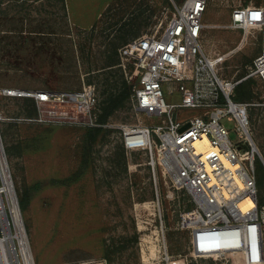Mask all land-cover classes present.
<instances>
[{
    "label": "rangeland",
    "instance_id": "1",
    "mask_svg": "<svg viewBox=\"0 0 264 264\" xmlns=\"http://www.w3.org/2000/svg\"><path fill=\"white\" fill-rule=\"evenodd\" d=\"M182 1L0 0V137L36 264H216L189 252L190 227L182 214L196 207L190 191L161 169L155 176L144 151L124 147L126 126L162 118L138 112L129 98L106 123L92 124L73 105L33 104L32 97L7 93L91 85L100 104L123 88L124 79L134 88L138 77L126 48L141 35L163 31ZM261 1L208 2L202 44L208 55L223 58L218 71L224 78L244 77L261 50L259 27L233 29L231 13ZM253 77L251 134L264 157V84ZM166 100L178 102L180 95ZM183 112L189 117L198 110ZM258 179L263 203V168ZM2 201L15 233L7 192Z\"/></svg>",
    "mask_w": 264,
    "mask_h": 264
},
{
    "label": "built area",
    "instance_id": "2",
    "mask_svg": "<svg viewBox=\"0 0 264 264\" xmlns=\"http://www.w3.org/2000/svg\"><path fill=\"white\" fill-rule=\"evenodd\" d=\"M208 2L183 0L175 5L163 31L141 35L130 43L132 49L126 48L138 77L131 100L138 112L162 120L126 126L123 143L127 153L148 155L155 176L161 169L192 194L198 214L190 217L194 209L182 214L190 227V254L216 264H264V206L258 204L256 167L263 155L251 134L253 102L234 98L236 86L250 76L264 84V0L238 6L231 13V28L257 25L261 33L260 53L238 80L222 77L218 69L223 58L204 50ZM7 93L29 96L37 103L73 105L92 124H99V99L91 85L81 91L8 89ZM176 94L180 101L166 100V95ZM185 108L198 112L187 117ZM22 242L15 236L8 248L0 250V264H36Z\"/></svg>",
    "mask_w": 264,
    "mask_h": 264
},
{
    "label": "bare ground",
    "instance_id": "3",
    "mask_svg": "<svg viewBox=\"0 0 264 264\" xmlns=\"http://www.w3.org/2000/svg\"><path fill=\"white\" fill-rule=\"evenodd\" d=\"M248 27V26H247ZM2 141L0 137V178L2 179V183L0 181V214L3 220V234L0 236V250L5 247L8 248L9 243H12V240L15 236H18L21 239L23 246L26 248L29 258L31 259V249L27 234L23 232V228L21 226V212L19 208L18 201L13 191V185L10 178V170H8L5 153L3 151ZM3 192H7V194L11 197L12 208L14 212V225L16 228V232H13L12 223L7 217V211L2 201ZM197 215V212H193V214ZM0 255H2L0 253Z\"/></svg>",
    "mask_w": 264,
    "mask_h": 264
},
{
    "label": "trees",
    "instance_id": "4",
    "mask_svg": "<svg viewBox=\"0 0 264 264\" xmlns=\"http://www.w3.org/2000/svg\"><path fill=\"white\" fill-rule=\"evenodd\" d=\"M109 10H110V7H109ZM254 81H255L254 77H251V76L242 80L236 86L234 98L236 100H244V101L250 100L255 92L254 87H253ZM133 89H134L133 84L129 83L127 80L124 79L123 88L120 89V91L116 92L115 94L112 93L110 96H108L105 99V101L104 100L101 101V103L99 104V111H98V123L102 125L106 123L109 117L111 116V114L116 109H118L124 103L125 100L129 98L131 99ZM32 100H33V104H35L34 98ZM95 129L100 130L101 126H98ZM256 167H257V173H258L259 168L264 169V163L259 158H257ZM260 185L261 183L259 182V179H258V188L259 187L261 188ZM27 201H28V195L26 194L25 198L23 197L21 201V208L26 207ZM258 204H261V206H264V202L261 203L259 199H258Z\"/></svg>",
    "mask_w": 264,
    "mask_h": 264
},
{
    "label": "water",
    "instance_id": "5",
    "mask_svg": "<svg viewBox=\"0 0 264 264\" xmlns=\"http://www.w3.org/2000/svg\"><path fill=\"white\" fill-rule=\"evenodd\" d=\"M3 146V145H2ZM3 151H4V153H5V150H4V147H3ZM262 161H263V163H264V159L263 158H260ZM6 161H7V159H6ZM8 166V165H7ZM8 170H9V167H8ZM13 191H14V189H13Z\"/></svg>",
    "mask_w": 264,
    "mask_h": 264
}]
</instances>
